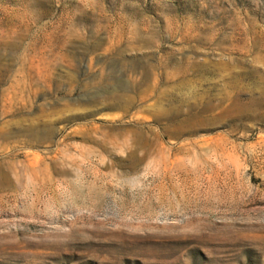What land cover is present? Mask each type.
Masks as SVG:
<instances>
[{"label":"rangeland","instance_id":"1","mask_svg":"<svg viewBox=\"0 0 264 264\" xmlns=\"http://www.w3.org/2000/svg\"><path fill=\"white\" fill-rule=\"evenodd\" d=\"M0 264H264V0H0Z\"/></svg>","mask_w":264,"mask_h":264}]
</instances>
